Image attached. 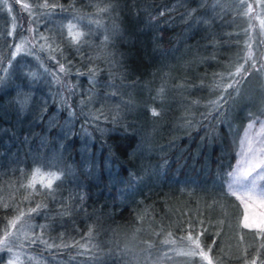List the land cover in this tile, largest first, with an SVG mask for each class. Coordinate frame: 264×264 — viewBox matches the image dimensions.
I'll return each mask as SVG.
<instances>
[{"label": "trees", "instance_id": "16d2710c", "mask_svg": "<svg viewBox=\"0 0 264 264\" xmlns=\"http://www.w3.org/2000/svg\"><path fill=\"white\" fill-rule=\"evenodd\" d=\"M0 74V240L17 221L37 264H264L228 188L264 123V0H0Z\"/></svg>", "mask_w": 264, "mask_h": 264}, {"label": "rangeland", "instance_id": "374dc122", "mask_svg": "<svg viewBox=\"0 0 264 264\" xmlns=\"http://www.w3.org/2000/svg\"><path fill=\"white\" fill-rule=\"evenodd\" d=\"M6 4L7 8H9L8 2ZM77 27L75 24H71L68 27L69 35L75 39L80 36V30ZM238 156L237 170L228 188L241 201L244 207L245 216L243 219L245 226L250 229H264V123L251 125L247 129L243 136ZM3 159L8 162L17 161V157L10 154L4 155ZM249 162L259 164L260 167L252 171L251 175H246ZM61 177L62 175L57 172L51 173L43 169H36L31 179V187L38 186L47 189L46 185L50 181L53 185ZM253 181L256 184V190L250 192L244 186H250ZM12 184L13 187L10 184H6L0 188V202H7L14 198L17 192V183L13 181ZM13 223L15 224H12L13 229H11L9 236L0 240V264H37L36 262H31L30 259L33 257L26 250H23L24 248H22L20 241L23 236L22 231L20 229L17 232L19 230L17 229V221ZM18 234L22 236L20 237ZM9 237L16 239V242L10 240Z\"/></svg>", "mask_w": 264, "mask_h": 264}, {"label": "snow or ice", "instance_id": "6c2138e0", "mask_svg": "<svg viewBox=\"0 0 264 264\" xmlns=\"http://www.w3.org/2000/svg\"><path fill=\"white\" fill-rule=\"evenodd\" d=\"M16 2H19V0H16ZM24 8L27 9V8H28V5L25 4V5H24ZM59 71H60V72H64V66H63V64L60 65V67H59ZM0 75H2V74H0ZM33 78H35V74H33ZM93 83H95L94 80H93ZM66 87L68 88V91L70 92V94H72V95H75V94H76V92L73 91V89H72L71 86L66 85ZM86 94L90 96V95H91V91L87 92ZM65 103L67 104V101H65ZM27 104H28V98L26 97V98L21 102L20 106H21V108H24V107H27ZM152 114H153V115H158V113L155 112V110H153V113H152ZM52 123H54V121L50 123V126L52 125ZM258 167H260L259 164H254V163H252V162H249V165H248V171H247L246 175H251L252 171H255V169L258 168ZM238 182H239V181H238ZM51 186H52V184H51V181H50V182L46 185V187L51 188ZM242 186H243V185H242ZM244 187H247V190L250 191V192H254V191L256 190V184H255L254 181L251 182L250 186H244ZM37 207H39V205H38Z\"/></svg>", "mask_w": 264, "mask_h": 264}]
</instances>
